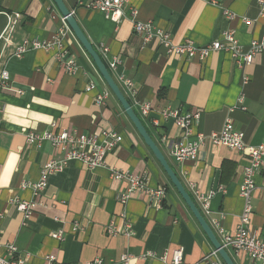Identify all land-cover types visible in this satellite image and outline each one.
I'll return each mask as SVG.
<instances>
[{
    "label": "crops",
    "instance_id": "crops-1",
    "mask_svg": "<svg viewBox=\"0 0 264 264\" xmlns=\"http://www.w3.org/2000/svg\"><path fill=\"white\" fill-rule=\"evenodd\" d=\"M62 1L217 239L220 232L212 220L233 233L244 208L239 186L246 158L204 143L195 161L175 162L171 149L181 141V131L163 112H199L193 133L205 137L219 132L230 117L248 145L264 144V57L256 55L251 65L237 67L225 52L211 53L203 62L170 56L155 40L143 43L129 18L116 25L78 0ZM129 8L138 11V21L167 32L174 44L190 40L204 46L227 31H233L245 49L264 39V15L257 0H129L126 15ZM62 19L51 0H0V71L9 75L0 94V242L3 247L13 245L24 264H49V256L55 258L51 264H122L123 254L132 257L130 264H165L160 257L171 256L179 247L182 264H205L204 257L214 251L210 241L120 102L110 92L103 105L95 103L108 87L74 35L63 42L75 62L73 74L63 64L68 56L59 60L57 50L29 46L20 58L15 56L27 39L53 40ZM102 48L108 49L106 54ZM115 59L120 63L110 70ZM121 79L132 83V93ZM91 84L94 88L86 91ZM144 104L149 105L147 116L140 113ZM62 130L83 135L112 131L122 141L106 155L102 167L90 170L70 161L34 195L31 187L40 180L41 169L64 155L48 142L29 145L27 136ZM113 171L143 177L150 190L163 187L166 196L157 204L145 193H136L121 203L119 195L127 184L113 180ZM254 181L250 232L264 240V171ZM25 184L28 187H21ZM196 191L209 198L208 215ZM17 201L34 202L28 219L16 210ZM110 223L115 236L106 233ZM59 232L61 239H55ZM226 252L234 264H252L245 254Z\"/></svg>",
    "mask_w": 264,
    "mask_h": 264
},
{
    "label": "built area",
    "instance_id": "built-area-1",
    "mask_svg": "<svg viewBox=\"0 0 264 264\" xmlns=\"http://www.w3.org/2000/svg\"><path fill=\"white\" fill-rule=\"evenodd\" d=\"M79 5H84L89 10H94L104 15V17L116 25H118L123 18H129L132 21L133 31L135 35L142 38L143 43L150 41H157L158 45L163 47L167 55L184 57L190 60H197L203 62L211 53L225 52L234 61L237 67L251 65L256 55L264 57V39L259 41H252L245 49L241 47L236 40L233 31H227L220 35L219 39L211 41L202 46H196L190 40H186L180 44H174L170 35L167 32L158 30L151 22H141L137 20L138 11L135 8L128 9V15L125 14V9L129 0H87L83 4V0H78ZM261 15H264V0H257ZM19 15H14L18 18ZM229 17V16H227ZM72 34L70 28L66 24L65 19H62V26L51 41L39 42L38 40H25L21 46L17 48L15 56L20 58L28 47L31 46L34 50H57V58L60 60L64 56H68L67 49L63 45L67 41L68 36ZM106 48H102L103 54L107 53ZM118 60H113L109 64L110 70H116L119 65ZM65 70L69 74H73L76 70L75 62L69 56L63 61ZM9 82V75L5 70L0 71V94ZM124 89L132 93V83L128 80L121 79ZM93 85H89L86 91L93 89ZM110 91L104 90L95 98L97 105H103L107 100ZM241 99H239V102ZM243 109V108H242ZM4 112L3 107L0 106V131L2 128L1 116ZM149 112V105L144 104L140 106V113L147 116ZM163 116L173 119L175 124L181 131V141L174 144L171 149V156L175 162L195 161L198 158L200 149L204 143L213 147H224L241 153L247 160V166L242 174V182L239 186V194L244 201L243 212L239 219V225L232 232H225L219 228V222L212 220L211 224L219 229L221 239L220 245L226 251L232 250L237 255L245 254L252 264H264V240L260 239L258 235L250 232V217L252 215L251 197L255 191L254 178L261 175L264 171V144L260 146L248 145L244 140V134L234 126L233 120L228 117L223 127L219 132L210 133L208 136L200 133H193V126H195L200 119V113H183L176 110H169L163 112ZM122 141V137L116 132H103L100 135H83L78 131L68 132L65 130L54 134L52 132H42L40 134H29L27 136V143L29 145H39L42 142H48L53 147L57 148L60 153L64 155L63 159L59 161H50L44 165L40 172V180L31 188L34 195H38L45 187L47 178L51 175L57 174L64 170L70 161H78L84 165L85 168L93 170L104 165L106 155L112 152ZM111 178L116 181L126 182L127 187L125 191L119 195V201L124 203L132 194L145 193L150 199L160 204L166 196L165 188L150 190L143 177H134L132 175L122 173L120 171H113ZM23 188L28 185L21 186ZM198 203L201 205L204 213L209 214V198L196 191L195 193ZM34 208V202H16L15 208L18 212L23 213L26 219L30 216V209ZM106 233L109 236H115L116 230L112 223L106 227ZM129 230L126 235H129ZM55 239H61V232L54 234ZM16 248L13 245H5L3 247L0 242V264H24L18 259L16 255ZM131 256L123 254L120 261L122 264H130ZM51 264L55 258L49 256L46 259ZM160 260L165 264H182L183 249H175L171 256L165 253L160 257ZM205 264H223L217 251H212L204 257ZM91 264H102L100 260H96Z\"/></svg>",
    "mask_w": 264,
    "mask_h": 264
},
{
    "label": "water",
    "instance_id": "water-1",
    "mask_svg": "<svg viewBox=\"0 0 264 264\" xmlns=\"http://www.w3.org/2000/svg\"><path fill=\"white\" fill-rule=\"evenodd\" d=\"M53 4L56 6L59 14L62 16V18L65 19L66 24L70 28L72 34L76 38V40L80 43V45L83 47L85 52L88 54V56L93 61L94 65L96 66V69L99 73V75L102 77L103 81L107 85L108 89H110V92L114 95V97L117 99L118 102H120V105L122 109L125 112V116L128 117V119L131 121L133 126L135 127L136 131L140 135V137L143 139L145 145L150 149L152 152V155L157 160V162L162 167L163 171L167 175L168 179L170 180V183L175 188L178 194H180V197L198 222L199 226L201 227L202 231L205 233L206 237L211 243V247H213L214 251H217L221 261L224 264H234L233 260L229 256V254L222 248V246L219 243V240L217 239L214 231L209 226L207 221L204 219V217L201 215L199 209L192 201L189 194L186 192L185 188L183 187L181 181L176 177L173 170L170 168L168 162L166 161L164 154L161 153L158 146L155 144V142L151 139L149 134L147 133V130L145 129L143 123L139 119L138 115L133 111L130 104L126 100L125 96L123 95L122 91L120 90L119 86L115 83L113 78L110 76V72L102 62L100 56L98 53L94 50L91 43L88 41L87 37H85V34L79 27L78 23L76 22L75 18L73 17V13L70 12L64 5L62 0H51ZM217 186V182L215 180L213 189L215 190Z\"/></svg>",
    "mask_w": 264,
    "mask_h": 264
},
{
    "label": "trees",
    "instance_id": "trees-1",
    "mask_svg": "<svg viewBox=\"0 0 264 264\" xmlns=\"http://www.w3.org/2000/svg\"><path fill=\"white\" fill-rule=\"evenodd\" d=\"M172 185V184H171ZM173 187V186H172Z\"/></svg>",
    "mask_w": 264,
    "mask_h": 264
}]
</instances>
